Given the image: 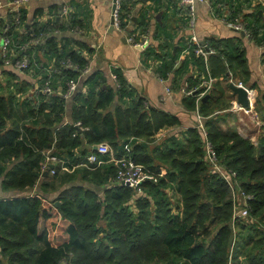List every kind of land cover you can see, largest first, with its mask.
Masks as SVG:
<instances>
[{
  "label": "trees",
  "instance_id": "obj_1",
  "mask_svg": "<svg viewBox=\"0 0 264 264\" xmlns=\"http://www.w3.org/2000/svg\"><path fill=\"white\" fill-rule=\"evenodd\" d=\"M228 12L231 17L241 14L252 32L250 40L264 44V8L260 4L250 12L233 4ZM20 15V24L14 12L1 18L0 33L9 26L11 47L19 57H31L30 68L38 62L39 87L50 77L53 92L39 89L36 93L35 83L4 70L10 77V89L0 93L1 189H39L35 194L0 195V264H264V90L259 91L255 105L262 121L257 143L238 132L230 122L236 116L228 111L236 97L230 92L231 80L248 83L250 79L239 43L242 37L205 38V44L200 42L204 49L215 50L207 62L195 52L197 44L190 39L185 46L189 53L179 66L180 48L161 53L149 41L142 52L145 58L160 62L157 71L171 80L172 87L186 84L195 89L185 96L184 104L204 117L221 162L235 170L242 188L254 195L249 215L233 224L231 190L212 172L198 124L158 138L160 132L178 128L180 119L147 105L119 69H114L117 82L113 83L101 71L84 75L91 47L73 37L56 35V31L81 29V21L73 13L64 22L55 17L28 27L22 10ZM127 15L122 0V27L129 34L136 33L128 27ZM138 27L139 35L148 33L147 23L139 22ZM34 38L39 42L22 51ZM37 52L49 57L48 62L36 59ZM67 61L73 66L63 64ZM48 66L59 71L49 75ZM208 73L215 81L208 98L197 103ZM70 79L81 80L82 88L67 98L64 93ZM58 82L63 94L57 91ZM102 142L114 147L118 157L129 154L163 176L157 182H144L143 192L138 194L127 185L112 182L115 163L81 165ZM127 143L131 145L128 153ZM51 149L67 160L69 171L58 162L55 174L44 175L45 152ZM101 157L109 159L108 155ZM54 190L57 195L50 200Z\"/></svg>",
  "mask_w": 264,
  "mask_h": 264
},
{
  "label": "crops",
  "instance_id": "obj_2",
  "mask_svg": "<svg viewBox=\"0 0 264 264\" xmlns=\"http://www.w3.org/2000/svg\"><path fill=\"white\" fill-rule=\"evenodd\" d=\"M2 1L5 5L0 8V19L5 18L8 12H11V9H8V0ZM247 1L207 0L206 2H197L195 5V15L200 16V18H198V22L196 19L194 29L189 25L190 15L188 16V8L181 0H123V3L128 9L127 17L130 18L128 27L130 29H136L139 32L141 30L138 27V23H147L150 44L155 51L161 53L174 52L180 48V63L178 66L186 55L184 53L185 46L191 38L193 31L196 32L200 40L208 37L228 38L241 36L242 39L239 40V43L245 51L247 65L250 70L249 82L245 84L248 86L256 84L257 87L255 89L259 94L260 90H264V48L243 34L240 35L238 31L229 28L220 20V16L218 15L220 13L217 14L219 7L223 9L220 12H225L226 7L233 6V4L237 7L241 5L242 8H245V2ZM216 3L220 4L217 9V6H214ZM113 4L114 0H31L21 10L26 17L24 25L26 27L34 21L46 22L55 17L57 20L64 22L69 20L70 14L73 13L75 19L81 21V29H73L72 31L68 30L65 32L56 31V35L59 38L65 36L73 37L91 47L92 52L90 54L86 53L90 60L88 66L89 73L101 71L109 83H113L115 82L114 69H119L137 93L146 99L148 105H153L173 113L180 119L181 124L178 128H171L169 131L165 130L160 132L157 135L158 138L164 135L165 132L175 133L197 126V112L188 109L184 104L186 93L183 88L186 84L176 89L172 87L170 79H166L165 81L161 80V74L157 71L160 62L153 57L149 59L145 58L142 55L145 48L131 45L127 41H124V37H126L124 32L116 28L114 30L111 29ZM64 5L69 7L68 14H64L63 12ZM214 9H216V13L213 12ZM262 22L264 23L263 20ZM45 57H43V61H47L49 58ZM205 61L207 62V60ZM48 64L52 65L53 61ZM4 70L16 73L22 80L35 83L34 90L37 93L39 80L42 77L41 74L34 72L37 76H30L27 72L16 71L11 67L5 66L0 60V76L7 75L4 73ZM167 85H170L172 88L171 94H167L166 92ZM57 86L58 93L63 94V86L61 83L58 82ZM79 86L81 87V80L79 81ZM230 92L233 93L232 89ZM0 93H5V91H0ZM69 100L71 101V99ZM70 101L68 103V113L72 106ZM228 111L232 112L236 118L238 117L237 112L230 109ZM245 122L243 121L244 124ZM246 123L248 125V122ZM237 129L245 138L251 140L252 138L256 139L255 136L252 138L247 137L241 133L238 127ZM100 159L103 160L104 158L101 157ZM38 189L39 187L36 186L25 191L14 190L2 192L0 188V195L11 197L21 194H35Z\"/></svg>",
  "mask_w": 264,
  "mask_h": 264
},
{
  "label": "built area",
  "instance_id": "obj_3",
  "mask_svg": "<svg viewBox=\"0 0 264 264\" xmlns=\"http://www.w3.org/2000/svg\"><path fill=\"white\" fill-rule=\"evenodd\" d=\"M31 0H8L7 5L8 9H11V12H14L17 14L16 16V23L20 24L21 22V8L26 5ZM183 4H185L188 8V13L190 15L189 25L192 29L196 26V15H195V5L197 2H206L207 0H181ZM5 3L0 0V8L3 7ZM121 6H122V0H114V9L112 12V16L114 18V26L116 29H118L121 32H124L126 34L127 42L130 43L133 46L139 47V48H145L149 44V34L145 35H139L138 32L129 34L123 27H122V19H121ZM64 14L69 13V7L64 5L63 7ZM225 15H222L220 17V20L226 24L229 28L236 30L238 32L244 33V35L248 38L252 36V32L247 29L246 22L243 21L241 18V14L236 15L235 17H231L228 10L224 12ZM9 30V26L6 27L5 30H3L0 33V60L2 63L7 66L11 67L18 71H25L26 69L30 68L31 65V57L28 54H25L24 56L19 57L15 50L11 47L12 46V38L7 34V31ZM139 37V39H137ZM39 42L38 38H34L31 43H25L21 49L22 51L26 50L31 44H37ZM201 40L197 36L196 32L193 31V34L190 38L191 44H197V48L195 49V52L197 54H201L204 56L205 60L208 59L209 54L215 53V50L213 48H210L208 50H205L203 45L200 44ZM264 48V44L262 45ZM189 47H186L184 50L185 54L189 53ZM33 55V54H32ZM65 64L67 67L73 66L71 61H67ZM47 71L50 74L53 72H58L59 68H53L52 66L47 67ZM89 72V67L84 69L83 73L84 75ZM161 80L165 81L162 76H160ZM168 80V79H167ZM114 81L117 82V78L114 74ZM215 79L211 76L210 73H208V78L203 81L202 87H205L203 91L198 93L197 103L204 98V96L207 95L209 90L212 88L213 83ZM231 83H234L238 86H241L246 89L249 99V106L243 107L241 104L238 103L237 97H235L231 101V107L230 110H233L235 112H245L247 114L254 113V116L256 115L255 105L258 97V92L255 88H252L251 86H248L243 81L238 80L235 82L234 80H231ZM79 87V80L76 79H70L67 82V90L64 93L65 97L70 98ZM39 89L44 92L51 94L53 92V86H52V80L50 77H48L42 87H38ZM184 91L186 95H191L195 89H188L187 85L184 86ZM166 92L167 94L172 93V88L170 85L166 86ZM20 95V94H19ZM26 95H22L20 97H24ZM148 105V103L146 102ZM255 110V111H254ZM198 114V126L201 129L202 136L204 138V148L206 153V160L210 164V167L212 169L213 173L219 174L228 184L231 195H232V202H233V224L238 220V218H244L247 217L250 213V201L254 199L253 194H248L241 185V182L238 178V173L233 170L225 167V165L221 162L218 152L213 144V142L208 137V131L204 125V117L196 111ZM257 118L258 113H257ZM257 124L262 125L261 120H257ZM77 126H81V122H78L76 124ZM261 127V126H260ZM126 153L131 151V145L127 143L125 145ZM53 149L45 152V160L41 167L42 172H51V174L56 173L55 164L58 162H61L62 169L63 170H70L69 166L67 165V160L60 158L56 154L52 153ZM100 155H108L109 159L104 161L99 158ZM96 163L97 166L102 165L103 163H115L117 167V173L115 175V178H113L112 182L116 184H122L127 185L130 188L137 191L138 194H142V187L143 183L147 180H152L157 182L158 178L160 176H163L162 173L155 174L154 172L150 171L144 164L137 162L131 155L124 154L121 157L117 156V153L108 142H102L97 144V149L92 148L88 155V160L86 163H82L81 165L89 166L90 164ZM53 165V167H51Z\"/></svg>",
  "mask_w": 264,
  "mask_h": 264
},
{
  "label": "rangeland",
  "instance_id": "obj_4",
  "mask_svg": "<svg viewBox=\"0 0 264 264\" xmlns=\"http://www.w3.org/2000/svg\"><path fill=\"white\" fill-rule=\"evenodd\" d=\"M259 4L262 7H264V0H253V1H251L249 3V5L246 4L245 8L244 7L243 8L245 9V12H250V10H253L256 7H258ZM219 5H220L219 3L214 4L215 7L217 6L216 9L218 8ZM216 9L213 10L214 13H216ZM227 10H228V8L226 7V12H227ZM217 14H218V12H217ZM218 15L221 17L222 15H225V14H224V12H220V14H218ZM188 16H189V14H188ZM198 18H200V16L197 15L196 16L197 22H198ZM262 19L264 21V15L262 16ZM43 57L44 56L40 52H37V58L36 57L35 58L43 60ZM44 62H48V60L44 61ZM37 63L38 62H36V64H34L30 69H28V71H24V72H27L28 74H30V76H35V75L37 76V74H34ZM16 71H18V70H16ZM9 79H10V77L8 76V74L0 76V91L1 92L8 91L10 89L9 86H8ZM234 81L237 82L238 80H234ZM13 82H14V80H13ZM12 90L15 91V88L12 87ZM254 113L247 114V113H245L243 111L238 112L237 116L239 118L238 117L237 118L236 117L235 118L231 117L230 118L231 119L230 122H232L233 125L238 127L240 129L241 133L246 135L247 137L252 138V137L255 136L256 139L252 138V140L255 143H257L258 134H259L260 130H262V129L260 127L261 125L257 124V122H258L257 120H260V114L258 115V117H259V119H258L257 118V111H256V115L255 116H254ZM243 121L248 122V125H247L246 122L244 124ZM250 128H252V129H250ZM169 133H171V132H169ZM160 137L162 138L163 135H161ZM0 188H1V180H0ZM56 195H57V192L55 190L53 192H51L50 195H49L50 200L54 199L56 197Z\"/></svg>",
  "mask_w": 264,
  "mask_h": 264
},
{
  "label": "water",
  "instance_id": "obj_5",
  "mask_svg": "<svg viewBox=\"0 0 264 264\" xmlns=\"http://www.w3.org/2000/svg\"><path fill=\"white\" fill-rule=\"evenodd\" d=\"M113 9H114V4H113ZM259 13L261 14V10H259ZM111 29L114 30L115 26H114V18L112 16L111 18ZM244 35V33H242ZM124 41H127V38L124 37ZM202 44H205V40L201 41ZM231 89L234 93V95L237 97L238 103L241 104L243 107H248L250 102L248 99V94L245 88L238 86L234 83H231ZM208 98V95L204 96V100ZM94 149H97V145L94 146ZM51 167H53V165H51ZM44 175H47V172L44 173ZM56 205L59 206L60 202H56Z\"/></svg>",
  "mask_w": 264,
  "mask_h": 264
}]
</instances>
